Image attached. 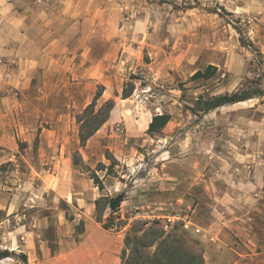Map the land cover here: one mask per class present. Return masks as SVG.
I'll list each match as a JSON object with an SVG mask.
<instances>
[{
  "label": "rangeland",
  "instance_id": "rangeland-1",
  "mask_svg": "<svg viewBox=\"0 0 264 264\" xmlns=\"http://www.w3.org/2000/svg\"><path fill=\"white\" fill-rule=\"evenodd\" d=\"M9 14L23 18L31 44L0 60V251L23 249L15 228L40 235L47 225L40 238L63 254L60 261L91 264L95 247L119 256L131 225L143 221L129 206L148 213L159 203L164 213L189 215L181 231L202 251L201 231L191 224L195 203L181 199L199 195L193 187H231L223 158H264V95L211 111L197 101L264 93V0H0V18ZM21 51L38 61L20 63ZM28 64L34 72L25 80L18 71ZM208 65L216 67L211 78L191 79ZM98 86V105L112 99L114 107L81 146L76 116ZM159 114L170 120L148 134ZM93 174L103 187L96 197L124 192L125 200L113 227L99 223L84 235L82 219L95 220V212L67 204L49 187L92 196ZM159 176L166 187H151Z\"/></svg>",
  "mask_w": 264,
  "mask_h": 264
},
{
  "label": "crops",
  "instance_id": "crops-1",
  "mask_svg": "<svg viewBox=\"0 0 264 264\" xmlns=\"http://www.w3.org/2000/svg\"><path fill=\"white\" fill-rule=\"evenodd\" d=\"M23 24V18L17 19L16 14L0 18V60L13 56L15 48L19 47L23 50L31 44L27 33L24 34L22 31ZM22 52L19 55H22L24 59L20 56V63L23 60L25 63L38 61L39 57L28 56L27 53ZM28 65L25 68L21 67L22 70L18 71L19 76H23L25 80L31 78L34 72V68H30V64ZM1 73H4L2 66H0ZM54 139L52 137L49 142L53 144ZM52 157L56 158L54 153H52ZM222 161L231 168V187H193L196 189L195 193L200 192V194L181 199L185 204L195 203L193 211L196 210V217L191 224L201 231L199 241L202 245L203 264H264V158L249 157V154L240 155L237 153L226 157V159L223 158ZM68 162L71 163L70 157H68ZM159 179L162 178L160 176L154 178L155 182L150 186L166 187L167 181L161 182ZM163 179L173 180L174 177L172 174H164ZM196 181L197 185L203 183V180ZM49 188L55 190L67 204L73 205L74 203L75 205L77 202L80 208L86 207L88 212H95V200L101 196L98 193L97 197L95 195L97 187H93L92 196L84 192H73L72 187ZM98 192L100 191L98 190ZM205 206L207 208L206 216H200L199 212ZM104 211H107L109 215V210ZM82 221L84 235L99 226V223L89 216ZM73 222L74 220L71 224ZM46 228L47 225L42 227L41 233ZM14 230L16 239L22 241L23 249L9 251L16 254V257L0 259V264L69 263L66 258L60 261L63 254L53 251L50 247L51 242L45 237L40 238L41 233L39 235L35 230L27 229L25 226ZM59 232L60 229L57 230V235ZM36 238L39 240L37 241ZM115 252L111 247H95L89 253L88 261L91 264H121L120 258ZM20 254L26 256V261L19 259Z\"/></svg>",
  "mask_w": 264,
  "mask_h": 264
},
{
  "label": "trees",
  "instance_id": "trees-1",
  "mask_svg": "<svg viewBox=\"0 0 264 264\" xmlns=\"http://www.w3.org/2000/svg\"><path fill=\"white\" fill-rule=\"evenodd\" d=\"M216 67L208 65L204 71H197L192 80L211 78ZM104 87L98 86L92 101L83 111L76 116L78 124V137L81 146L108 120L109 114L114 107V101L109 99L100 106L98 100L101 98ZM263 91L255 88L249 93H233L213 96L210 99L197 101L203 104V111H211L224 105L235 104L252 98L262 97ZM130 93L125 89L122 91V98H128ZM170 120L168 114L154 115L149 123L148 134L159 133ZM74 162V160H73ZM112 162L107 168H112ZM99 191L103 190L100 178L93 174L90 177ZM125 200V193L120 192L112 197H99L95 200V220L101 223L104 229L114 225V217L121 203ZM109 210V215L102 219L104 210ZM180 226H174L168 233H165L157 222L135 221L126 233L123 241V248L119 255L121 264H203L202 251L198 241L192 239L188 233L181 231ZM14 256L7 250L0 251V259ZM19 259L26 261V256L20 254Z\"/></svg>",
  "mask_w": 264,
  "mask_h": 264
},
{
  "label": "built area",
  "instance_id": "built-area-1",
  "mask_svg": "<svg viewBox=\"0 0 264 264\" xmlns=\"http://www.w3.org/2000/svg\"><path fill=\"white\" fill-rule=\"evenodd\" d=\"M150 209V207H147ZM129 210L133 213L132 218L134 220H143L158 223L160 228L168 232L173 229L174 226H181L182 228H187L190 224V219L188 214H182L179 211L172 210V212L164 213L166 207L159 203L153 205L152 209L148 213H144L143 207L129 206ZM123 216V215H122Z\"/></svg>",
  "mask_w": 264,
  "mask_h": 264
}]
</instances>
